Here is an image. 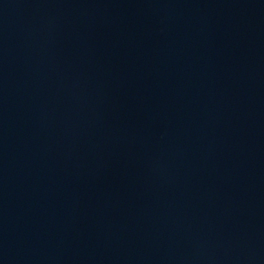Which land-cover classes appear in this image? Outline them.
Here are the masks:
<instances>
[{
  "label": "water",
  "instance_id": "95a60500",
  "mask_svg": "<svg viewBox=\"0 0 264 264\" xmlns=\"http://www.w3.org/2000/svg\"><path fill=\"white\" fill-rule=\"evenodd\" d=\"M0 264H264V88L186 0H0Z\"/></svg>",
  "mask_w": 264,
  "mask_h": 264
}]
</instances>
